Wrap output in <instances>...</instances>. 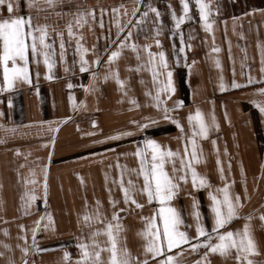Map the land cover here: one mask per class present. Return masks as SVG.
<instances>
[{
	"label": "crops",
	"instance_id": "0c3cea01",
	"mask_svg": "<svg viewBox=\"0 0 264 264\" xmlns=\"http://www.w3.org/2000/svg\"><path fill=\"white\" fill-rule=\"evenodd\" d=\"M7 2L0 5V21L30 17L31 29L25 25V31L38 37L35 29L46 26L50 47L37 40L33 54L28 36V78H16L10 87L0 64V264H109V223L117 248L126 249L130 264H158L163 254L146 251L150 237L144 233L151 218L162 230L159 209L174 207L183 221L180 230L196 237L195 201L200 223L211 231L209 193L222 199L217 189L225 184L234 202L239 196L241 206L219 231L242 233L248 224L255 250L237 260L235 248L226 254L204 246L194 251L190 245L198 241L192 239L168 254L176 264H264V112L253 103H264V94L258 92L264 88V0H205L211 31L195 0H188L190 11L179 28L173 13L184 15L181 0H11L12 13ZM92 10L94 16H85L86 22L78 25L80 13ZM118 48V57L109 62ZM82 49H87L83 55L88 61L83 72ZM161 51L166 69L158 55L150 62L149 52ZM16 63L23 66L24 61L17 58ZM153 67L163 73L156 80ZM169 71L174 91L158 93ZM197 109L209 131L207 137H195L199 162L193 166L207 185L194 187L185 169L187 182L175 181L179 187L166 205L149 202L141 191L144 177L137 149L151 139L162 150L178 152L165 158L164 169L170 176L184 174L179 171L181 160L191 158L190 144L188 157L184 151L192 135L188 117ZM123 132L132 134L118 135ZM147 154L150 160V149ZM121 182L142 207L131 199L125 203ZM81 244L87 245V258Z\"/></svg>",
	"mask_w": 264,
	"mask_h": 264
},
{
	"label": "snow or ice",
	"instance_id": "6c2138e0",
	"mask_svg": "<svg viewBox=\"0 0 264 264\" xmlns=\"http://www.w3.org/2000/svg\"><path fill=\"white\" fill-rule=\"evenodd\" d=\"M6 0H0V5H5ZM196 6L199 9V15L201 20L204 23V26L207 30L211 31V23L209 22V6L205 3V0H195ZM181 4L183 6V13L177 17L175 13H173V20L175 21L176 28L180 27V24L186 19L187 14L189 13V3L188 0H181ZM7 10L9 13L13 11V4L11 0L7 2ZM153 12H156L157 16H159V12L156 9H151ZM115 11V10H114ZM92 14L94 16V10L91 13L82 12L77 18V24L82 26L83 23L86 22L84 19L85 16ZM145 16L147 13L144 14ZM25 25L31 29V18L25 19L24 17H12L10 19H4L0 21V40L3 42V51L0 53V64L3 65V75L4 81L7 86H11L12 81L19 77H24L25 79L28 78V68H27V49L29 45L26 43V38L28 36L32 37L31 49L33 54L37 52V40L39 44L42 45L44 48H49L50 46L45 43V36H46V26L38 27L35 31H38L40 34L39 36L32 35V31H25ZM101 26H103L101 24ZM123 31V29H120ZM69 35H73L71 25L68 26ZM129 36L131 33L129 32ZM159 35V32H157ZM128 37H125V40L120 42V47L124 45L127 41ZM181 42H183V36L181 34ZM157 45H160V41L157 39L155 41ZM61 49L63 50V42L60 45ZM133 48L136 46L133 44ZM148 47L147 45L145 46ZM190 47V45H189ZM81 46L78 43V49ZM217 50V49H214ZM87 49H82L81 51V68L80 70L87 71L88 61L84 58L83 53L86 52ZM180 51H184V47L180 48ZM119 55V48L116 51H112L109 56V62H111L114 58L118 57ZM158 55L160 58V66L164 69L167 68V61L165 58V53L163 51L159 52L158 54H154L149 52L150 62L155 63L154 57ZM17 58L24 61L23 66L18 65L16 63ZM11 60L12 66L9 68L8 62ZM44 62L48 66L49 69L52 68V64L49 63V57L47 53H44ZM98 63V60H97ZM153 71V79L156 80L160 75H163L162 72L156 70L155 67L152 69ZM264 71V69H262ZM93 80H95L96 73L93 72ZM116 75L117 82L123 86V81L119 80L118 74ZM172 73L169 71L167 72V80L165 82H161V87L158 88L159 92H166L170 93L174 91L172 86L171 80ZM52 77L49 76V79ZM248 83H252L251 78H249ZM233 87H239L233 83ZM71 87V85H69ZM223 87V86H222ZM258 92L264 94V88L258 89ZM157 101L156 106H160V96L157 94L155 97ZM132 103H135L133 100ZM256 106L260 109L261 112H264V103L253 101ZM182 102H177L176 106H181ZM168 109L165 108V113H167ZM164 118H169L165 115ZM151 123V118H146ZM189 124L192 125V135L188 138V144L185 145V156H189V144L191 145V153L190 159L185 162L184 159L181 160V171L184 174L179 175L178 177L170 176L164 169V163L166 157H173L179 155L178 152H173L170 149L162 150L160 145L151 139H145L144 145L145 148L141 149L138 148L135 155L140 157L141 159V168L140 174L144 177V184L141 191L147 194L148 201L151 202L153 200H157L161 205H166L174 195L176 194V190L179 187V184L176 183V180L185 181L187 182V171L191 173V179L194 187H204L207 185V178L201 176L199 173L196 172L195 167L193 166V162H199V157L197 155V145L195 137H207L209 131V125L205 122L204 116L199 109L196 110L195 113L190 114L188 117ZM135 123V122H134ZM177 125H179L178 121H176ZM139 127H144L145 125H138ZM131 132H123L118 135H131ZM151 150L150 160L147 154V150ZM219 163V160L217 161ZM150 164V167H149ZM177 169L175 166L173 167V172L175 173ZM222 171V169H221ZM132 182L129 181V184ZM210 187V185H209ZM47 185L45 184V190ZM121 188L124 192V200L127 203L130 199L132 203H135L137 207H142V205L138 204L129 194V189L123 187V182H121ZM229 186L225 184L222 189H217L218 192L223 193V198H218V196L213 195L211 192L209 196L212 200L211 209L214 214V222L211 228V231L206 229L200 223V213L196 207V202H193V216L196 219V237H191L187 232L181 231L179 225L183 222L180 218L179 213L176 211L174 207L166 206L161 207L159 209V216L162 220V230L157 227L155 224V217L151 218L150 222L147 225L145 230V236L150 237L149 243L146 246V251L153 254V256L163 254V259H161L158 264H176L174 257L169 255L168 252L172 248H179L182 244H187L190 240L196 239L198 242L195 244H191L190 247L195 251L199 247L204 246L210 252H219L221 254H226L230 249L235 248L237 250L236 259L240 260L241 257L246 258L248 253H251L255 250V243L250 235L249 225L245 224L243 232L237 231L234 233L233 231H219L224 227L226 223H228L233 217L237 216V209L241 206L239 196L236 197L235 202L233 201L232 197L229 195ZM31 199H35V197H31ZM89 219L88 216H85V220ZM113 219H118L116 216ZM147 219V218H145ZM250 219V217H249ZM264 219V216L261 217ZM116 229L120 228V225L117 224ZM190 227V226H189ZM113 225L108 224L105 231L111 241L110 246V256H109V264H130V258L128 257L127 251L119 250L116 244V237L113 235ZM153 229H156L153 231ZM95 235V234H94ZM199 237H205L203 241L199 240ZM216 239V243H213V239ZM80 247L84 249L83 256L87 258L90 254L87 250V245L81 244ZM27 251V249H25ZM97 262L99 261L100 253L99 251L94 253ZM207 255V253H205ZM67 256V253H65ZM135 264H147V261H135ZM195 264H200L199 261L195 262ZM248 264H252V261H248Z\"/></svg>",
	"mask_w": 264,
	"mask_h": 264
}]
</instances>
